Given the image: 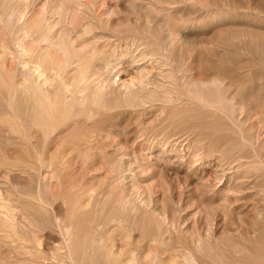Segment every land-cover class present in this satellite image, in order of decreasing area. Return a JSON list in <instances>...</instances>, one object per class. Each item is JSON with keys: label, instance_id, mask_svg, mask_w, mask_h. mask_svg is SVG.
Instances as JSON below:
<instances>
[{"label": "bare ground", "instance_id": "1", "mask_svg": "<svg viewBox=\"0 0 264 264\" xmlns=\"http://www.w3.org/2000/svg\"><path fill=\"white\" fill-rule=\"evenodd\" d=\"M196 1L0 0L9 264H264V100L253 142L223 69L264 67V28Z\"/></svg>", "mask_w": 264, "mask_h": 264}, {"label": "rangeland", "instance_id": "2", "mask_svg": "<svg viewBox=\"0 0 264 264\" xmlns=\"http://www.w3.org/2000/svg\"><path fill=\"white\" fill-rule=\"evenodd\" d=\"M236 3V4H235ZM224 4H225V6H224ZM197 5H198V2L196 1V0H193V2H191V3H189V5H188V8H190V10L191 9H193V10H191V11H194L195 9H197L198 7H197ZM232 6V7H238L239 8V10H244V8L242 9V7H245V9L246 10H248V11H250V16H245L243 13H242V15H240V17H238L239 19H240V22L243 20L244 22H245V20H247V22H249V23H247L246 24V26H248V27H251V28H258V27H262V28H264V0H206V7L207 8H210V9H226V6ZM241 5V6H240ZM196 6V7H195ZM228 6V7H229ZM247 7H249V8H247ZM187 8V9H188ZM241 8V9H240ZM252 8H253V10H252ZM252 12H256L255 14L254 13H252ZM259 14V15H258ZM257 15V16H256ZM243 16V17H242ZM258 16H260L259 18H257ZM244 17H246L245 19H244ZM248 17H250V18H248ZM254 17H255V19H254ZM243 18V19H242ZM253 18V19H252ZM257 18V19H256ZM239 19L236 21L237 23H240L239 22ZM243 21L241 22V23H243ZM249 24H250V26H249ZM223 26V28H228L229 27V25H230V22L229 21H226L224 24H222ZM225 25V26H224ZM226 25H228V26H226ZM251 25H253V26H251ZM205 29H207V30H204V29H202V30H197V29H194V31H192V32H190L188 35H189V38L190 39H195L196 41H197V38H199L198 40H200V39H202V36L201 35H206L207 37H205V38H208L209 36H211V33L212 32H214V27L213 26H211V25H209L207 28H205ZM209 29V30H208ZM199 32V33H198ZM206 33V34H205ZM193 36H192V35ZM210 34V35H209ZM213 34V33H212ZM198 35V36H197ZM200 35V36H199ZM209 35V36H208ZM192 37V38H191ZM197 37V38H196ZM251 52H253V51H251ZM256 52V51H255ZM257 53V52H256ZM252 55L250 56V53L249 54H244V55H246L245 57H244V55H242L241 54V57H240V67L238 66H232L228 61H226V64H225V62H224V71L225 72H230V71H228V70H230L231 69V71H233V72H235L236 74H238V76L239 75H241V77H240V84H238L237 85V87H230V85H228L229 83L227 82V80L225 81V83H226V87L227 88H229L230 89V92H234L235 94H236V96H237V104L236 105H238V107L236 106V110H235V116H236V119L238 120L237 122H239V126L240 125H242V126H240V128L241 129H243L244 128V130L246 131V135L247 136H249L250 138H252V141L253 142H256V140H257V142H258V137H257V135H256V133H254V131H252V127L249 125L250 123H249V121L247 120V122H246V120H244V119H248V117H246L247 116V106H248V101H249V99H248V101H247V94L249 95L248 97H251V98H253V99H255L254 101H253V103L255 102H257V100H258V98L257 97H259V96H261L260 98H259V100L258 101H262V100H264V99H262L263 97H264V89H263V91L261 90V89H259L258 88V85L259 84H257V82H256V80H254L253 79V77H255V74L256 73H262L263 72V74H261L262 76L264 75V67H262V65H260L255 59H253V57L254 58H256L255 56L256 55H258V54H256L255 55V53L253 52V53H251ZM253 54L255 55V56H253ZM253 56V57H252ZM252 57V58H251ZM252 59V60H251ZM251 62V63H250ZM229 65H228V64ZM243 64V65H242ZM259 66V68H257L258 66ZM227 67V68H226ZM257 69H256V68ZM225 68H226V70H225ZM232 69H235V70H232ZM237 69V70H236ZM256 69V70H255ZM260 69V70H259ZM262 69V70H261ZM250 70H252V72H253V74L251 73V71ZM257 70H259L258 72H256ZM239 71V72H238ZM250 71V72H249ZM256 72V73H255ZM241 73V74H240ZM247 73V74H246ZM255 73V74H254ZM250 74H251V76H250ZM243 75V76H242ZM253 76V77H252ZM245 80H247V81H245ZM253 81V82H252ZM263 81H264V78H263ZM245 82V83H244ZM247 82V83H246ZM256 82V83H255ZM243 83V84H242ZM248 83H251V85H249ZM250 86V90L249 89H247V87L249 88V86ZM255 86H254V85ZM253 85V86H252ZM245 86H246V88H245ZM244 89H245V91H244ZM255 91V92H254ZM262 91V92H261ZM246 92V93H245ZM248 92V93H247ZM253 93V94H250V93ZM262 93V94H261ZM244 95H246V96H244ZM253 95V96H252ZM255 96H256V98H255ZM246 99V100H245ZM261 99V100H260ZM243 100V101H242ZM240 110V111H239ZM237 111V112H236ZM245 113V114H244ZM246 115V116H245ZM239 116V117H238ZM245 117V118H244ZM244 118V119H243ZM249 125V126H248ZM4 131H3V130ZM243 130V131H244ZM254 130V129H253ZM0 144L2 143V144H4L5 143V145H7V141H6V139L4 140V137H8V136H6L5 134L7 133L6 132V130H5V127H0ZM244 131V132H245ZM262 131L264 132V126H262ZM2 132H4V135L2 134ZM6 132V133H5ZM262 132V133H263ZM248 134H250V135H248ZM264 134V133H263ZM4 136V137H3ZM3 137V140L1 139ZM257 138V139H256ZM5 141V142H4ZM1 144V145H2ZM3 146V145H2ZM4 147H6V146H4ZM0 160H2V156H0ZM3 164H0V180L2 179L3 181H6V176H7V174L5 175V171H3V169L5 168V166L3 165ZM3 167V168H2ZM1 169H2V171H1ZM5 170V169H4ZM3 175H4V177H3ZM13 175V176H12ZM9 176V175H8ZM12 176V177H11ZM15 176H19L18 175V173H11V175H10V177L12 178H10L11 179V181H15V180H17L18 181V179H20V177H18V179H16L17 177H15ZM8 181V180H7ZM10 181V182H11ZM10 182L8 183V187H6V185L7 184H4L5 186H4V189H5V191H7L9 194L10 193H12V192H14V190L11 188L12 187V185H10ZM10 187V188H9ZM7 189H9V190H7ZM12 189V190H11ZM8 194V195H9ZM9 196H11L12 198L14 197V193H12V195H9ZM1 247V246H0ZM3 247V248H2ZM0 249H2L1 251H0V259H1V257H3L0 261L2 262V264H4V263H6V264H9L10 263V260H9V257L11 258V256L12 255H15V254H11L10 252H12V253H14L13 251H10V250H8V248L6 249V247H4V246H2ZM8 251H10L9 253H7ZM10 256H9V255ZM4 255L6 256V257H4ZM7 256H9V257H7ZM13 257V256H12ZM4 258H6V260L4 259ZM5 261H4V260ZM3 260V261H2ZM9 260V261H8ZM11 261H14V257H13V259H11ZM1 262H0V264H1ZM4 262V263H3ZM9 262V263H8Z\"/></svg>", "mask_w": 264, "mask_h": 264}]
</instances>
